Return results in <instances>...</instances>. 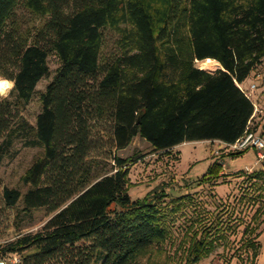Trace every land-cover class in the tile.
I'll return each mask as SVG.
<instances>
[{
    "label": "trees",
    "instance_id": "1",
    "mask_svg": "<svg viewBox=\"0 0 264 264\" xmlns=\"http://www.w3.org/2000/svg\"><path fill=\"white\" fill-rule=\"evenodd\" d=\"M21 10L42 25L25 32ZM107 31L118 35L119 52L102 62ZM53 54L60 66L32 124L24 111L50 77ZM208 59L221 68L209 73L196 67ZM263 62L264 0H0V71L14 84L12 99L0 101V141L10 148L20 139L43 150L21 179L29 187L25 194L0 178L2 200L10 208L23 200L25 211L52 214L41 231L0 245V258L135 264L167 242L173 216L191 197L156 190L134 200L131 162L118 153L136 137L154 152L235 143L255 111L244 84ZM223 168L216 163L205 179L219 180ZM247 180L252 188L239 201L258 206L255 219L264 201V171ZM231 227L197 231L185 248V264L212 254L236 233ZM253 233L248 226L241 239L247 264H256L262 250V233Z\"/></svg>",
    "mask_w": 264,
    "mask_h": 264
},
{
    "label": "rangeland",
    "instance_id": "2",
    "mask_svg": "<svg viewBox=\"0 0 264 264\" xmlns=\"http://www.w3.org/2000/svg\"><path fill=\"white\" fill-rule=\"evenodd\" d=\"M19 18L25 32H31L43 23L40 17L23 10L19 11ZM118 39V35L113 32L105 33L102 62L118 54ZM202 63L196 62V67L202 69ZM48 64L50 77L39 83L35 97L24 111L25 117L32 124H35L37 116L42 112L40 95L59 68V58L55 54L51 55ZM216 69L212 67L203 70L214 73ZM2 74L3 71H0V80H6ZM252 84L257 86L253 95L255 102L259 110L264 112V62L253 71L244 88L247 89ZM13 86L12 82L7 91L0 92V101L12 99L10 93ZM251 129L258 130L264 135L263 114L258 113ZM219 149L217 144L201 142L188 143L170 152H154L147 141L136 137L129 147L118 153L120 157L131 162L129 194L134 200L144 199L156 190H165L170 198L174 199L191 197L180 213L173 216L169 240L149 250L135 264H185L187 258L185 248L191 237L197 231H203L204 226L211 224H222L226 228L233 226L231 229L235 228L236 233H231L224 242L219 243L212 254L197 264H242L243 259V263L247 264L248 252L241 249L243 243L241 239L248 226L254 229L252 237L262 233L258 239L262 250L256 264H264V201L261 202V213L255 219L253 217L258 206L239 201L247 187L252 188L253 185V182L247 180L248 176L244 172L246 167H252L253 173L256 170L261 171L262 167L254 166L256 152L250 151L236 159L224 158L223 175L217 181H208L205 177L216 163L221 164V160L216 157V151ZM42 155V149L25 147L20 139H17L10 148L4 147L0 141V178L3 186L17 188L25 194L29 187L25 186L21 179L33 162ZM51 217L52 214L45 208L25 211L23 200L14 208L7 207L2 200L1 190L0 245H7L21 236L41 231ZM18 256L21 258L20 264H24V257L20 254Z\"/></svg>",
    "mask_w": 264,
    "mask_h": 264
},
{
    "label": "built area",
    "instance_id": "3",
    "mask_svg": "<svg viewBox=\"0 0 264 264\" xmlns=\"http://www.w3.org/2000/svg\"><path fill=\"white\" fill-rule=\"evenodd\" d=\"M196 62H199V61H196ZM214 65L215 66L213 67L217 68L214 72H216L218 69L221 68V65L219 62H217V65L216 64ZM201 70H203V68ZM256 90H257V86L255 84H252L249 88L244 90L246 96L253 102L254 107H255L254 115L252 117L249 129L239 140H237L233 144L219 142L220 149L216 151V157L219 160H221L220 162L223 165V167L225 166V163L223 161L224 155L254 151L256 152V161H255L254 166L259 167V168L262 167L261 169L264 170V135L258 130L251 129V125L253 124L255 119L258 117V113L263 114L264 116V112L262 110H259L258 105L255 102V99L253 96ZM244 172L247 175L250 173H253V168L247 167L244 170ZM20 263H21V258L18 255L0 258V264H20Z\"/></svg>",
    "mask_w": 264,
    "mask_h": 264
},
{
    "label": "bare ground",
    "instance_id": "4",
    "mask_svg": "<svg viewBox=\"0 0 264 264\" xmlns=\"http://www.w3.org/2000/svg\"><path fill=\"white\" fill-rule=\"evenodd\" d=\"M214 64L217 65V61L208 59L205 62H203L201 65L203 69H211L213 66H215ZM11 86H12V82L8 80H0V92L1 93H4L5 91H7Z\"/></svg>",
    "mask_w": 264,
    "mask_h": 264
},
{
    "label": "crops",
    "instance_id": "5",
    "mask_svg": "<svg viewBox=\"0 0 264 264\" xmlns=\"http://www.w3.org/2000/svg\"><path fill=\"white\" fill-rule=\"evenodd\" d=\"M248 80H249V79H248ZM248 80H247V81H248ZM247 81H246V82H247ZM246 82H245V84H246ZM245 84H244V85H245ZM202 143L209 144V142H202ZM187 144H188V143H187ZM217 144H219V143H217ZM184 145H185V144H184ZM182 146H183V145H182ZM177 148H181V146H179V147H177ZM249 152H250V151H249ZM255 161H256V158H255L253 164H255ZM253 164H252V165H253ZM252 165H251V166H252ZM224 167H225V166H224ZM248 167H250V166H248ZM246 168H247V167H246ZM257 172H259V171L256 170V172H254V173H257ZM254 173H252V174H254ZM224 175L227 176L226 174H224ZM250 175H251V174H249V175H247V176L249 177Z\"/></svg>",
    "mask_w": 264,
    "mask_h": 264
}]
</instances>
